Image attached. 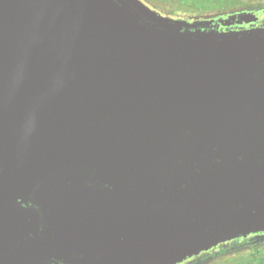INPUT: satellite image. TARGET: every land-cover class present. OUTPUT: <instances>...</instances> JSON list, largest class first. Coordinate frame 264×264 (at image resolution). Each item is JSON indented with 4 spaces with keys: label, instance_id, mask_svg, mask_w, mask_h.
<instances>
[{
    "label": "water",
    "instance_id": "1",
    "mask_svg": "<svg viewBox=\"0 0 264 264\" xmlns=\"http://www.w3.org/2000/svg\"><path fill=\"white\" fill-rule=\"evenodd\" d=\"M262 19L0 0V264H181L264 232Z\"/></svg>",
    "mask_w": 264,
    "mask_h": 264
},
{
    "label": "rangeland",
    "instance_id": "2",
    "mask_svg": "<svg viewBox=\"0 0 264 264\" xmlns=\"http://www.w3.org/2000/svg\"><path fill=\"white\" fill-rule=\"evenodd\" d=\"M161 15L178 18H199L239 9H250L264 5V0H143ZM254 241L232 242L231 251L202 264H264V241L262 236H254ZM206 256H201L203 261Z\"/></svg>",
    "mask_w": 264,
    "mask_h": 264
},
{
    "label": "trees",
    "instance_id": "3",
    "mask_svg": "<svg viewBox=\"0 0 264 264\" xmlns=\"http://www.w3.org/2000/svg\"><path fill=\"white\" fill-rule=\"evenodd\" d=\"M264 7V5H260L258 7ZM186 19V18H185ZM262 236V234H252V237L254 236ZM242 239H239V240H233V242H239L241 241ZM232 241V240H231ZM233 248H236L234 247V245H232V242L229 243V242H226V243H221V244H218L216 245L215 247H213L211 250L209 251H206V252H202L200 253V256H199V260L196 261V264H202L204 262H207V261H210L211 259H214L215 257L217 256H220V255H223L229 251H231V249ZM206 256L205 259L203 261L200 260V257L201 256Z\"/></svg>",
    "mask_w": 264,
    "mask_h": 264
},
{
    "label": "flooded vegetation",
    "instance_id": "4",
    "mask_svg": "<svg viewBox=\"0 0 264 264\" xmlns=\"http://www.w3.org/2000/svg\"><path fill=\"white\" fill-rule=\"evenodd\" d=\"M245 10H247V11H251V10H252V11H264V7L262 6V7H253V8H250V9H239V10H235V11H231V12H226V13H233V12H239V11H245ZM226 13H219V14H215V15H208V16H206V17L219 16V15H223V14H226ZM201 17H204V16H201ZM177 18H178V17H177ZM184 18H186V19H188V20H192V19H194V18H189V17H184ZM199 18H200V17H199ZM259 24H264V19L255 22V25H259ZM246 26H247V25H246ZM258 234H260V233H258ZM261 234H262V237H264V232H261ZM241 239H242L241 241H247V240H252V241H254V239H253V237H252V234L249 235V236H247V237L241 238ZM231 242H233V240H232V241H229V243H231ZM254 244H264V241H262V242H256V243H254ZM199 256H200V255H198V256H196V257L190 259V260L184 261V262L181 263V264H196V261L199 260Z\"/></svg>",
    "mask_w": 264,
    "mask_h": 264
}]
</instances>
